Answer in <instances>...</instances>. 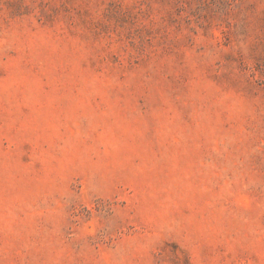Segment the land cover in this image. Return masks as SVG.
Here are the masks:
<instances>
[{
  "label": "rangeland",
  "instance_id": "374dc122",
  "mask_svg": "<svg viewBox=\"0 0 264 264\" xmlns=\"http://www.w3.org/2000/svg\"><path fill=\"white\" fill-rule=\"evenodd\" d=\"M0 264H264V0H0Z\"/></svg>",
  "mask_w": 264,
  "mask_h": 264
}]
</instances>
